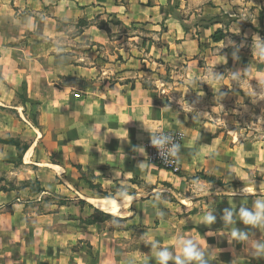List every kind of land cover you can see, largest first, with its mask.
<instances>
[{
	"label": "crops",
	"instance_id": "crops-1",
	"mask_svg": "<svg viewBox=\"0 0 264 264\" xmlns=\"http://www.w3.org/2000/svg\"><path fill=\"white\" fill-rule=\"evenodd\" d=\"M198 12L184 19L175 0H0V264H158L157 251L180 256L187 239L208 264H264L255 255L264 220L241 215L264 214V193L247 192L242 179L264 175V143L241 164L239 154L257 142L231 146L215 123L163 104L155 81L170 71L215 100L239 102L245 83H264V51L254 50L264 42V0H217ZM161 131L184 136L179 175L147 161ZM6 139L28 140L33 160L24 164L45 173L40 194L5 175L16 161ZM231 158L234 194L226 192ZM87 173L104 191L148 188L112 200L107 214L120 210L121 228L83 222L88 206L75 189L84 190ZM86 200L99 210L91 202L100 199ZM208 212L213 224L204 222Z\"/></svg>",
	"mask_w": 264,
	"mask_h": 264
},
{
	"label": "rangeland",
	"instance_id": "rangeland-1",
	"mask_svg": "<svg viewBox=\"0 0 264 264\" xmlns=\"http://www.w3.org/2000/svg\"><path fill=\"white\" fill-rule=\"evenodd\" d=\"M178 2L179 9L181 11L182 17L185 19L195 13L199 14L204 6H212L216 3L217 0H175ZM124 2V0H123ZM201 15V14H200ZM104 23V22H103ZM98 24H101L98 23ZM104 26V24H101ZM129 30H126V33ZM264 42H258L257 46L254 48L256 52L261 51V45ZM171 69V68H170ZM156 82H159L158 85L161 91V102L165 105L173 104L180 111L190 115L197 116L202 120L215 123L216 128L219 131V134L223 137L226 142L232 146L233 140L236 142L248 141L249 143L257 142L256 145L246 146V151L239 154L240 162L243 165L249 166L253 161V155L259 152V145L264 143V83L261 85H255L251 83H245L244 88L240 92L241 99L239 102L231 100H222L218 101L214 98L208 96L207 93L191 86L189 84H184L183 79L175 77L170 71L164 72L161 74V77L155 79ZM149 85L152 86L151 82ZM165 99V100H164ZM34 109L31 110V117L34 123L35 115H33ZM4 141H9L5 143ZM28 140H19L16 141L11 139L1 140V144L13 146L15 148L14 158L16 159L12 169L5 171V175L8 177H13L14 179H19L22 183L20 187L29 188L31 191L40 194L41 187L37 177L40 179L45 178V173L39 170L37 166L25 165L24 162H29L30 159L33 160V156L29 159V154L27 153ZM232 154V153H231ZM259 155V154H258ZM235 165L230 167L229 175L227 177L228 190L226 191L229 194H234L237 192V189H233L231 185L237 184V161L232 160ZM13 164V163H12ZM43 170V169H42ZM40 175V176H39ZM264 175L262 172H257L252 170L248 172V175L242 178L246 181V191L255 192V193H264V186L261 188H252L257 184L258 181H264ZM80 181L82 182L80 187H83L84 190L79 191L78 188L73 192L74 196L79 199L78 203L80 205L88 206V215L83 218L85 224H95L97 222H112L115 227L121 228V222L123 221L119 218L120 210H114L112 214L104 213L100 210H97L94 206H91L86 199L97 198L100 200L108 201L114 204L113 201L120 202L123 197L119 196V191L121 189H126L128 196H135L136 194L145 195L148 188L139 184L135 187L130 185L117 186L110 191H104L94 180L93 176L90 173L81 174ZM7 182V181H6ZM258 185V184H257ZM260 185V184H259ZM13 188L10 185L1 186V190H7ZM43 200L46 198V203L50 201V196L42 195ZM107 198V199H106ZM111 199V200H110ZM54 202L66 204L65 201H59V199H51ZM86 200V201H85ZM113 200V201H112ZM56 204V203H54ZM141 231H138L135 234L134 244L140 242L143 239V235L140 234ZM133 243V242H132Z\"/></svg>",
	"mask_w": 264,
	"mask_h": 264
},
{
	"label": "clouds",
	"instance_id": "clouds-1",
	"mask_svg": "<svg viewBox=\"0 0 264 264\" xmlns=\"http://www.w3.org/2000/svg\"><path fill=\"white\" fill-rule=\"evenodd\" d=\"M261 50L264 51V43H262L261 45ZM233 75L235 76L236 74H233ZM217 76L219 77L221 75L217 74ZM261 95H264V94H261ZM163 143L164 141L161 139H157L155 135L151 136V145L153 147L162 146ZM140 149H143V148H140ZM179 152H180V145L179 143H177L173 145L171 149L172 157H177ZM118 194L120 197L131 199V197L128 196L126 189H121ZM158 214L161 216L164 215L161 212ZM228 215L230 216L231 213H229ZM241 215L246 218V223H250L253 225L264 220V214H261L259 212L253 215L249 213L248 211L242 209ZM203 219L206 224H213L215 222V217L210 212H208L204 216ZM231 235L234 239H237L240 241L247 239V235L245 233H241L236 230H233ZM180 246L182 250V255L180 256L174 257L167 248H163L157 251L156 258H157L158 264H169V261H172V260H174V264H208V261L205 259L204 250L194 240L192 239L182 240L180 241ZM153 247L155 248L157 247V245H153ZM255 255L258 257H264V243H258L256 245Z\"/></svg>",
	"mask_w": 264,
	"mask_h": 264
},
{
	"label": "built area",
	"instance_id": "built-area-1",
	"mask_svg": "<svg viewBox=\"0 0 264 264\" xmlns=\"http://www.w3.org/2000/svg\"><path fill=\"white\" fill-rule=\"evenodd\" d=\"M156 138L163 140L164 143L162 146L153 147L151 141L148 142L147 161L149 164L166 170L173 175H179L181 173V166L177 157H172L171 149L177 143L181 146L184 136L179 132L161 131L156 135Z\"/></svg>",
	"mask_w": 264,
	"mask_h": 264
},
{
	"label": "bare ground",
	"instance_id": "bare-ground-1",
	"mask_svg": "<svg viewBox=\"0 0 264 264\" xmlns=\"http://www.w3.org/2000/svg\"><path fill=\"white\" fill-rule=\"evenodd\" d=\"M91 203H93L99 210L105 212V213H111V203L104 200H93ZM115 203L113 206L115 207Z\"/></svg>",
	"mask_w": 264,
	"mask_h": 264
},
{
	"label": "trees",
	"instance_id": "trees-1",
	"mask_svg": "<svg viewBox=\"0 0 264 264\" xmlns=\"http://www.w3.org/2000/svg\"><path fill=\"white\" fill-rule=\"evenodd\" d=\"M262 33H264V31H262ZM222 33L221 32H216L212 39L213 41L217 42L219 41L221 38H222ZM5 143L7 142V144H9L8 142L9 141H4ZM244 143H248V141H243ZM80 170V169H79ZM199 177H201L203 180H206L207 182H211V183H215V184H219V181H217L215 178L213 177H207V176H204V175H199Z\"/></svg>",
	"mask_w": 264,
	"mask_h": 264
}]
</instances>
